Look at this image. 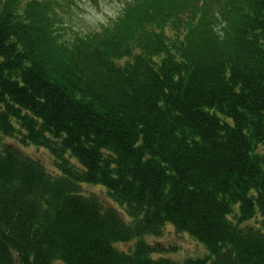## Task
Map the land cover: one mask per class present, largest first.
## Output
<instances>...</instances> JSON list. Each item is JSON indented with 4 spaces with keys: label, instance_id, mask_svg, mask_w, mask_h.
Listing matches in <instances>:
<instances>
[{
    "label": "trees",
    "instance_id": "16d2710c",
    "mask_svg": "<svg viewBox=\"0 0 264 264\" xmlns=\"http://www.w3.org/2000/svg\"><path fill=\"white\" fill-rule=\"evenodd\" d=\"M63 6L0 0V264H178L168 226L206 250L181 264H264V0H127L72 39Z\"/></svg>",
    "mask_w": 264,
    "mask_h": 264
},
{
    "label": "rangeland",
    "instance_id": "374dc122",
    "mask_svg": "<svg viewBox=\"0 0 264 264\" xmlns=\"http://www.w3.org/2000/svg\"><path fill=\"white\" fill-rule=\"evenodd\" d=\"M60 1L61 3H64L60 14L63 24L61 32L63 37L66 39H72L77 35L83 36L89 33L100 31L104 26H107L109 23H111V21L115 20L118 15H120L127 2V0ZM2 141L12 142L7 138H3ZM21 151L28 156L40 160L43 166L52 172L53 161L50 154L45 149L29 146L21 148ZM85 189L88 192L99 194L106 204L116 207L107 200L105 193L101 188L95 186H86ZM146 240L152 245H158L162 248L170 249L169 252L165 251L160 256L168 258L178 264H181L187 258L204 257L207 254L202 245L185 234L175 232V230L170 226L166 228L162 237L147 238ZM119 247L125 251L131 249V246L127 245H121ZM160 256L155 255V257Z\"/></svg>",
    "mask_w": 264,
    "mask_h": 264
}]
</instances>
